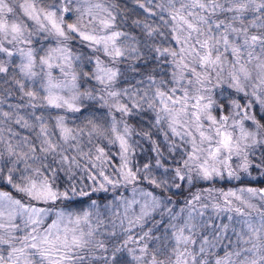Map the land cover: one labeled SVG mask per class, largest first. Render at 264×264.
<instances>
[{"label":"snow or ice","instance_id":"6c2138e0","mask_svg":"<svg viewBox=\"0 0 264 264\" xmlns=\"http://www.w3.org/2000/svg\"><path fill=\"white\" fill-rule=\"evenodd\" d=\"M152 3L144 0L139 7L151 12L145 5ZM85 4L87 0H0V55L13 61L19 55V77L10 78L27 98L24 107L47 105L81 113L83 98L92 93L60 94L63 89L77 87L78 74L70 71L73 56L66 43L72 36L103 53V59L94 57V69L84 75L105 85L108 97H119L122 92L131 100L130 104L111 105L116 114L132 119L139 115L135 111L139 109L154 116L150 127L141 126L139 131L127 125L121 131L120 121L113 119L110 135L103 141L106 143H96L87 152L77 135L83 129L71 127L64 115H56L53 123L42 115L34 116L35 123H30L16 113L17 124L39 128L37 143L28 138L13 143L0 128V184L21 194L15 198L0 191V264H97L101 260L103 264H140L149 252L147 264H261L248 256L264 250V212L259 213L257 224L245 208H255L249 202L252 198L264 202V187L204 188L190 193V199L185 197L176 211L172 196L177 192L173 188L180 191L184 184L174 183L167 189L172 195L165 197L163 192L155 194L160 185L149 177L160 169L188 185L225 177L228 182L243 184L252 171L264 177V116L251 111L258 106L264 113V0H166L165 5L156 7L170 18L165 24L170 23L175 46H149L145 42L147 53L137 46L134 36L119 29L110 13L99 18L92 6ZM101 7L95 5L96 9ZM66 14L75 15V20L68 22ZM85 17L88 23L98 22L103 33L87 31ZM143 31L151 38L155 30L145 23ZM34 37L51 38L55 46L38 50ZM149 55L156 64L151 68L140 64L137 69L152 86L150 95L148 89L143 90L144 95L139 89H111L121 72L114 65L123 64L126 58L140 61ZM161 61L169 66L170 75L160 67ZM7 63L0 60V73L8 71ZM56 68L64 79L53 75ZM160 72L166 73L163 78ZM34 79L40 80L38 87L25 83ZM212 79L216 80L214 87L226 84L237 95L243 94L247 102L233 97L226 98L225 104L217 94L214 97L207 87ZM0 116L12 120L13 113L2 112ZM85 125L89 144L93 136L105 137L107 129L91 116ZM130 135L150 141L155 155L142 164L133 163L138 145L129 140ZM109 146L118 148L117 163H113ZM169 157L175 161L174 167L166 164ZM234 158L238 161L235 165ZM81 160L85 161L83 169ZM75 170L86 171L91 184L97 185L91 193L77 188L80 182ZM61 172L67 177L63 182ZM144 182L151 191L141 186ZM253 182H257L254 177L249 183ZM122 186L126 191L131 188L130 198L115 194ZM109 188L113 199L103 204V209H116L108 224L112 230L101 233L104 239L94 240L104 220L102 201L92 196L107 193ZM81 198L90 201L86 209L65 211L74 204L82 205ZM59 205L63 207L53 211ZM157 214L161 219H156ZM52 216L55 219L45 227L46 219ZM125 252L130 259H124Z\"/></svg>","mask_w":264,"mask_h":264},{"label":"trees","instance_id":"16d2710c","mask_svg":"<svg viewBox=\"0 0 264 264\" xmlns=\"http://www.w3.org/2000/svg\"><path fill=\"white\" fill-rule=\"evenodd\" d=\"M120 15L118 16V21L120 22L118 24V27L121 31H125L130 33V35L134 36L137 41H139V44L137 45L138 47H141L143 50L145 42L146 41H152L153 43H159L162 44L163 46H175V41L171 39V27L170 23L168 24V27L162 29V31L165 33L164 37H160L159 41L153 39L152 37L149 38L145 35L143 31V25L142 24H133V21H139L142 20L145 23H148L150 25H156L159 27L160 25L165 24V21H169L170 18L166 12H161L159 9L155 8V3L156 0H153L152 5H146L147 7H151L152 11L148 12L145 11V9L140 8L139 4H135L132 2V0H116ZM163 17V19H161ZM223 19V17H220ZM252 16L249 15L248 19H251ZM255 31V29H253ZM36 46V44H35ZM72 50L74 53H79L81 55V59L77 61L73 66L76 68L77 74L81 72H91L93 70V61L91 60V57L93 54H95L94 49L88 48L85 45H81L79 43V40H75L72 42ZM4 56L0 55V60H3ZM7 63V68L8 71L6 73H0V113L2 112H12L13 113V118L12 120H7L6 118L0 116V128H3L4 130V136L5 138L11 136L12 137V142L15 143L16 141L22 140L23 138H28L31 140L33 143H37V132L39 131L38 127L34 128H25L22 127L21 124H17L15 122L16 119V113H18L20 116L25 117L30 123H35L34 116H43L45 118V121L49 123L54 122V118L56 115H66L67 117V122L71 127H83L85 124V119L89 116L97 120V117L100 115V113H107V109H99L95 105L92 106V108L95 110V113L93 114L92 112H86L84 110L81 111V113H68L62 109H54L51 108L47 105H42L36 109H33L31 106L24 107V105L27 102V98L23 96L22 92L19 89V86L13 83L12 78H18L19 77V69L17 67V58L16 56L14 57V61L6 60ZM156 59L153 58L151 61L147 62V65L149 68L154 66L156 64ZM140 64H145L144 61H140L137 63V66ZM124 65H121V68H123ZM160 67L162 69H167V74L170 75V68L167 65L166 62H160ZM165 72H160L159 75H165ZM137 81H142L141 83H137ZM25 83L28 84L30 87H38L39 86V81L34 79L31 82H28L25 80ZM90 84H94V81L89 80ZM132 84L136 89L141 90L143 92L144 89L148 87L147 81L144 79L143 76H140L139 74L136 75V77L132 80L124 79L121 78L119 81V88H127L129 84ZM82 86V85H81ZM221 88V87H220ZM221 90H225L227 92L228 90L226 88H221ZM225 92H222L225 94ZM230 92L226 98H230L231 95L237 99H241L242 103H246V99H242L241 96L237 95L236 93L234 94L230 90ZM218 95V94H217ZM221 96V95H220ZM224 98V95L222 97H219L220 100H223L225 104L227 103V99ZM136 112L139 113V115H135L132 119H129V121L136 127L137 131L140 130L141 126L144 129H148L151 124V120L154 116V114L151 111L147 110H135ZM253 113H258L261 116H264L263 113H260L257 107H254L251 110ZM34 113V115H32ZM119 116V114H116ZM97 122H100L97 120ZM155 132V131H154ZM162 140V136L160 137ZM136 140L140 141V144L143 145L142 149L136 154V163L142 164L143 162H146L147 158L149 156H154L155 154L151 152V143L141 139L138 135L136 136ZM179 138H177V141ZM97 143H106V142H100L97 141ZM81 146L84 151H88L92 145L88 143V134H87V129H85V136L82 138L81 141ZM111 148V152L113 154V163L118 162V157L115 156V153L118 151V148L115 146H109ZM25 150H27L25 148ZM163 150V149H162ZM74 154V153H72ZM178 155V154H176ZM260 155V150L257 149L256 151V157L258 158ZM85 161L81 160V165H84ZM167 165L175 166V161L169 157L166 160ZM23 168V165L20 166ZM163 169H160L159 172H162ZM256 172V171H252ZM76 173V180L78 182H81L83 180L84 183L86 184H91V181L88 180L87 176H81L79 170H75ZM60 182H63L67 179L65 173L61 172L60 174ZM252 179L249 178H244V183L245 184H250V186L253 187H264V177L258 176L255 178V181L253 183H249ZM184 184V188L180 191L174 189L173 192H177V195L172 196L173 201H175L174 205H172L176 211H179L180 208L184 204V198H191L190 193L196 192L197 190L204 189L207 187V185L213 184V185H218V186H223V189L226 188L229 184L234 183L233 181L228 182V180H223L222 182H218L216 179L211 181V182H205L201 181L198 183H195L194 185L189 186L186 182H180ZM237 183H241L240 181H236ZM142 187L146 188L147 190L151 191L152 188L147 184V182H144ZM231 186V185H229ZM130 187L127 188V191L125 190V187L122 186L118 192H116V195H124L127 196L129 193ZM0 190L2 191H8L10 192L15 198H21V194L17 193L10 185H3L0 184ZM157 195L160 194L159 190H156ZM172 195V194H171ZM97 197H100L102 201V206H101V211L103 209V204L108 203L113 199V191H109L107 193H96L95 195L92 196V199H97ZM83 200V204H74L71 208L65 209L66 211H73V212H78L82 211L87 208V205L90 201H88L86 198H81ZM24 202H28L27 198H24ZM35 203V202H33ZM42 205V204H41ZM262 203L257 207L260 209L263 207ZM63 207L62 205L57 206L56 209H59ZM56 209H53L55 211ZM257 209L254 210L256 212ZM93 212L95 210H92ZM250 212V211H249ZM252 212V211H251ZM250 212V213H251ZM254 217V215H252ZM159 218V217H157ZM50 219V218H49ZM47 219V221L49 220ZM221 219H225V217H221ZM118 243V242H117ZM109 248L111 249V244H109ZM216 251H219L217 249ZM109 254H111L109 252ZM223 253H221L222 255ZM102 256V255H101ZM124 259H130V257L127 256V253H124ZM97 264H103V261L97 262Z\"/></svg>","mask_w":264,"mask_h":264},{"label":"clouds","instance_id":"9594fccd","mask_svg":"<svg viewBox=\"0 0 264 264\" xmlns=\"http://www.w3.org/2000/svg\"><path fill=\"white\" fill-rule=\"evenodd\" d=\"M10 2H12V0H10ZM132 2L135 4H139V5L144 4V0H132ZM97 4H100L102 7L100 9H96L95 5H97ZM165 4H166V0H156L155 8L159 9L162 12L161 8L156 7V5H165ZM84 6L85 7L92 6L93 11H95L97 13L99 18H103L110 13L112 17L116 18L115 23L117 25L120 23L118 21V16L120 15V12H119L116 0H87V4H85ZM145 7H146V5H145ZM177 7H179V5H177ZM17 17L19 18V15H17ZM251 19H249V20H251ZM139 22H140L139 24H142V25L145 24V22L142 20H139ZM247 23H248V21H245V24H247ZM148 25H150V24H148ZM150 26L152 29L155 30L152 34L153 39L159 41L160 37L165 36V33L162 31V29L168 27V25L163 24V25H160L159 27H157L156 25H150ZM84 27L87 31H97L100 34L103 33L102 26L98 22L88 23L87 17H85ZM49 39H51V38H49ZM75 40H79V43L81 45H85L88 48L94 49V52L96 54L95 56H100V54H103L101 50H97L95 48L89 47V45L86 41H83V40L79 39L78 37L69 36L66 43H67V47L69 48V50L72 53L73 62L79 61L81 59V55L79 53H74L72 50V42ZM146 44L149 46L162 45L159 43H153L152 41H146ZM144 51L147 53L149 51V48L145 47ZM151 60H152V58L149 55L147 57L142 56L140 61H144L145 64H147V62L151 61ZM140 61H137L135 58H126L125 61L123 62V64L118 63V64L114 65L116 68L121 69V72H120V76L117 78V80L114 81L112 83V85L110 86L111 89L112 90L122 89V88L118 87L119 81L121 78L128 79V80L134 79L136 77V75L139 74L138 69H137V63ZM161 62H164V61H161ZM121 65H124V67L121 68ZM73 70L76 71V68L74 66L70 71H73ZM36 71L38 73H40L39 68H37ZM84 73H86V71L81 72L79 74L78 79H77V87L75 89H73L71 91L68 89H63L60 91V94L64 95L65 97H70L74 93H77V92L83 93L85 91H88V92L92 93V96L90 98L89 97L83 98V103L81 105L82 110L86 108L87 109L86 112H92L94 114L95 110L92 108L93 105H95L99 109H105V108L107 109V113H100V115L97 117V120L100 121L98 123H100L102 126H104L105 129H107V131L105 133V137L93 136L92 137V143L90 145H92V147H93L97 143V141L103 142L110 135V125H111L113 119L120 121L119 128L121 131H123V129L125 128V125L132 128L134 131H137L136 127L129 121V119L127 117L123 116L122 114L117 116L114 108L111 107V105H113L117 102L130 104L131 100H129L127 97H124L122 92H121V95L119 97H116V98L108 97L106 95V92H105V85L98 83L91 76H85ZM40 74L43 75V73H40ZM224 75L227 76V69L225 70ZM140 76H142V75H140ZM163 76L164 75H161L160 78H163ZM57 77L59 79H64L61 72L59 73V75ZM36 80H38L39 84H40V80L39 79H36ZM89 80L94 81L95 83L90 84ZM145 80L147 81V84H148V87L146 89L149 90V95H150L151 92L153 91V88L150 85L149 81L147 79H145ZM215 84H216V80L212 79V81L207 85V87L212 90V94L214 97H216L217 89L220 88V87H214ZM127 88H129L130 91L136 90V88L131 83L127 86ZM41 91L43 92V89H41ZM140 95H144V92H140ZM221 96H223L222 92H221ZM135 99L139 100V95ZM143 107H144V109H146L147 105L144 104ZM64 116L66 117V115H64ZM66 121H67V117H66ZM106 121H107V123H105ZM78 127L83 129V132L77 133L80 141H82V138L85 136V129H87V134H88L89 128L85 124L83 127L77 126V127H73V128L76 129ZM151 131L154 132V131H156V129L153 128V129H151ZM136 136L137 135H130L129 140L132 143L138 145V147L136 149V153H138L142 149L143 145L140 144L139 140H136ZM139 137L141 139H143L141 136H139ZM148 142H150V141H148ZM88 143H89V136H88ZM85 152H87V151H85ZM165 155H167V154L165 153ZM133 163H136V159L133 160ZM84 166L85 165H81V169H83ZM80 174H81V176H88V173L86 171L81 170ZM75 175H76V173H75ZM109 175H112V178L114 180L117 179V177L111 173V170H109ZM149 178L157 180V183L160 185L158 190L160 192H163L165 197L171 196V192L167 191V189L171 188L174 183H179L178 181L174 180V178L171 174H165L164 170L160 173L152 172V174L150 175ZM189 186H191V185H189ZM94 187H97V185L86 184L83 182V180H81V182L79 184H77V188H82L84 191H88L90 193H91V189ZM173 190H174V188H173ZM109 191H112V189L109 188L108 192ZM115 211H116L115 208L111 209V211L102 209V212H103L102 219L104 220V225L101 226V228L99 229L94 240L104 239L105 236L101 235V233L106 234L107 232H110L112 230L110 227H108V224L112 219V212H115ZM256 211H257V214L259 215V213H260L259 210H256ZM157 217H159V218H157ZM156 219H161V216L159 214H157ZM137 231H139V229H137ZM248 246H250V245H248ZM90 247H94V243L92 245H90ZM94 254L103 255L102 252H96ZM262 258H264V250L257 252L255 255H249L248 256V260L255 259V260L261 261V264H264V259H262ZM150 259H151V252H149V254L145 257V260L141 261L140 264H147V262ZM166 264H167V262H166Z\"/></svg>","mask_w":264,"mask_h":264},{"label":"rangeland","instance_id":"374dc122","mask_svg":"<svg viewBox=\"0 0 264 264\" xmlns=\"http://www.w3.org/2000/svg\"><path fill=\"white\" fill-rule=\"evenodd\" d=\"M16 14L17 15H21V13H20V11H19V9H18V7L16 8ZM67 15V19H68V22H72L73 20H75V15H73V14H66ZM10 19H11V16L9 17ZM29 23H31L30 21H29ZM34 39V45L36 44V48L39 50V49H41V48H47V47H49V46H55V42H54V40H52V39H47V40H45V39H41V38H39V37H34L33 38ZM21 46H23V45H21ZM41 54H43V52H41ZM96 54H93V56L91 57V60L93 61L92 63H93V69H94V66H95V59H94V56H95ZM100 56H101V58L103 59L104 57H103V54H100ZM16 58H17V63L19 64L20 63V58H19V55L17 54L16 55ZM9 58L8 57H6V56H4V61H6V60H8ZM77 61H74L73 62V65L76 63ZM59 73H60V70L58 69V68H56V69H54L53 70V75H55V76H58L59 75ZM26 81H28V80H26ZM32 81V80H31ZM31 81H28V82H31ZM221 88L223 87V88H226L228 91L230 90L231 92H233L234 94H235V90L234 89H230V88H228L227 87V85H222V86H220ZM221 88H218L217 89V93L216 94H218V97H222V96H220L221 95V92H225V90H221ZM225 92V94H223L224 95V98H226L227 96H228V94L230 93V92ZM179 94V93H178ZM240 96H241V98L242 99H244L243 98V94H239ZM238 95V96H239ZM230 98H233V95H231L230 96ZM229 98V99H230ZM245 100V99H244ZM247 101V100H246ZM257 108H258V110H259V107L258 106H256ZM260 111V110H259ZM264 114V113H263ZM235 163H238V161H235V158H234V165H235ZM258 176H260L257 172H252V175L251 176H248V177H245V178H249V179H253V177L254 178H257ZM216 180L218 181V182H222L223 180H227V178L225 177V179H219V178H216ZM234 183H231V184H229V185H231V186H227L226 188H224L225 190H227L228 188H230V187H234V188H239V187H242V186H250V184L248 185V184H245V183H237L236 182V180H232ZM207 187L208 188H210V187H217V188H223V186H218V185H213V184H210V185H207ZM250 187H253V186H250ZM206 188V187H205ZM0 191H2V190H0ZM131 195H132V193H131V188L129 189V193L127 194V197H131ZM251 204H253L254 206H255V208L254 209H252V208H245V210L246 211H252L251 212V216L252 215H254V217L252 216V218H253V222L254 223H259V219H260V217H259V215L257 214V211L256 212H254V210L255 209H257V210H259V212H264V206L263 207H261L260 209H258L257 207L262 203V205H264V202H262L258 197H256V198H252L250 201H249ZM27 203V202H26ZM237 204H239V202H236ZM38 206H44V205H38ZM56 210H59V209H56ZM55 210V211H56ZM66 211V210H65ZM234 215V214H233ZM52 219H55V216H52L48 221H47V219H46V223H45V227L47 226V224H50L51 222H52ZM3 254H5L6 255V251L3 253Z\"/></svg>","mask_w":264,"mask_h":264}]
</instances>
